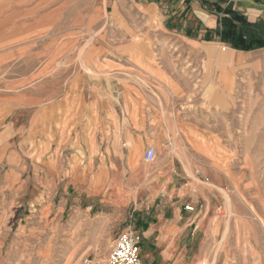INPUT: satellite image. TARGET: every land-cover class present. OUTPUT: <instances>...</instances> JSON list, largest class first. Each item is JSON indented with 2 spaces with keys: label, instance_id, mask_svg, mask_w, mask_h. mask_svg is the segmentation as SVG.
<instances>
[{
  "label": "rangeland",
  "instance_id": "rangeland-1",
  "mask_svg": "<svg viewBox=\"0 0 264 264\" xmlns=\"http://www.w3.org/2000/svg\"><path fill=\"white\" fill-rule=\"evenodd\" d=\"M117 1L0 0V98L9 90L29 104L30 94L46 96V90L60 99L75 81L107 82L101 77L97 51L112 52L113 47L119 81L148 82V76L135 67L158 68L157 58L142 57L153 56L156 45L146 39L126 40V20L135 21L121 7L118 14L114 12ZM216 1L224 6L226 0ZM113 14L119 26H111ZM113 35L120 38L118 47L107 42V36ZM210 46L202 50H212ZM231 48L226 50V64L231 59L235 75L226 76V94L218 89L222 80L206 59L199 60L197 74L184 70L181 79L183 85L192 81L199 88L194 97L213 96L221 105L215 106L213 119L211 110L203 114L206 107H200L198 119H208L207 131L201 129V122L191 137L181 142L191 161L199 153L220 168L178 172L184 181L190 176L213 188L211 207L223 218L213 236L208 235L207 241L202 238L189 249L188 255H198L195 264H264V47L249 50L236 60L235 48ZM170 62L167 60V65ZM190 62L183 60L184 69ZM223 102L226 112L220 111ZM71 108L52 107L49 118L40 119L41 131L36 127L32 131L38 120L31 121L32 108L20 111L14 127L0 124V264H109L111 247L121 231L131 227L140 232L146 227L143 221H152L165 209L164 195L158 188L152 192L148 185L142 187L143 175L126 170L122 154L105 153L109 150L105 147L104 154L93 153L98 149L87 146L95 145L93 138L80 140L86 144L84 148L69 145L73 142L67 138ZM179 109L183 114V108ZM92 125L87 124V130ZM46 131L53 144L39 145ZM155 159L149 162L144 158L152 185L159 173ZM89 180H114L113 189L117 182L126 183L137 197L125 202L119 196L124 203L87 197L84 190ZM189 198L178 201L185 206Z\"/></svg>",
  "mask_w": 264,
  "mask_h": 264
},
{
  "label": "crops",
  "instance_id": "crops-1",
  "mask_svg": "<svg viewBox=\"0 0 264 264\" xmlns=\"http://www.w3.org/2000/svg\"><path fill=\"white\" fill-rule=\"evenodd\" d=\"M125 1L122 4H119V0L114 2L113 10L118 14L121 7L122 10L127 11V17L135 21L133 24L126 20L124 34L126 40L131 42L132 39H146L149 44L156 45L157 52L154 51L153 56L143 54L142 57L157 58L160 61L158 68L151 67L148 71L142 67H135L141 74L148 76V82H120L119 65L115 59L116 49L111 48L112 52L98 50L97 56L100 58L102 68L101 77L107 79V82L88 84L75 81V84H71L72 86L69 83L68 94L60 99H55L49 90H46V96L30 94L29 104L22 103L20 96L8 93L9 90L6 89V94L0 98L3 100L0 124H4L6 128L14 127L15 122L20 120L17 117L22 115L20 111L24 108H32L31 121L38 118L37 126H34L32 131L35 127L37 131H41L42 128L38 127L40 119L45 115L48 116L52 107L55 105L72 107L69 109L72 125L67 138L72 139L73 142L70 141L69 145L84 148L86 144L82 145L80 140L93 138L95 145L92 146L90 143L87 145L90 149H98L93 153L104 154L105 147L109 149L105 150V153L122 154L126 170L132 174L141 172L140 174L143 175L142 187L148 185V189L152 192L158 188V193L164 195L162 205L165 209L160 210L152 221L142 220L146 225L140 231L141 249H144L141 257L144 263L195 264L198 262V255H188L189 249H192V245L199 244L202 238L207 241L208 235L213 236L215 226L219 225L218 229H220L219 220L223 218L211 207L213 188L193 178L189 179L190 176L184 181L183 176L178 172L217 171L220 168L199 153H195L198 158L191 161L187 158V153L181 149V142L183 138H190L195 128L200 127L201 122V129L204 132L207 131L208 119L203 121L198 119L200 107H206V110H201L203 114H209L208 111L211 110L213 119L215 106L221 107V105L217 104L213 96L203 100H200L198 96L194 97L193 94L199 88L192 81L183 85L181 79L184 70L191 75L197 74L200 68L199 60L206 59L207 63L212 65V71L217 70L222 80L218 89L226 94V76H232L235 73L231 67V59L226 64L227 58L229 59V52L226 50L231 48L230 44L219 41L217 38L220 27L215 7L216 4L220 5V2L211 0V6L208 7L207 5L210 4L208 0ZM223 7H232L243 13L251 23L264 24V0H226ZM114 16L115 14L112 15L111 26L116 27L119 26V21H116ZM106 39L107 42L116 46L120 42L117 35L107 36ZM207 44H211L212 50H202ZM221 46H223L222 50H220ZM233 50L235 51L234 60L248 52ZM184 59L191 60L190 66L185 69ZM167 60H171L169 66ZM213 88L215 89V86ZM180 107L183 108V114H179ZM41 108H44V113L40 116ZM91 108H96V111H91ZM224 108H226V102H223L220 111L226 112ZM90 123L94 125L87 130L86 125ZM20 129H22L21 126ZM180 129H184L185 133ZM42 142H48V145L53 144L47 131L39 145ZM152 144L157 148L155 167L159 172L153 185L149 183V174L144 169L146 164L144 154ZM78 168L83 169L80 165ZM78 168L71 169L76 171ZM74 179L78 180L73 177ZM113 181L97 183L89 180L84 193L87 197H98L101 201L107 197L118 203H124L118 199L119 196L125 202L137 197L136 192L126 183L117 182L113 189ZM137 190H139L138 187ZM187 195L190 197L188 204L194 207L193 210L184 209L182 201H178ZM175 199H177L176 202H174ZM202 200L203 203H201ZM198 204H201V210ZM222 223L225 227V222Z\"/></svg>",
  "mask_w": 264,
  "mask_h": 264
},
{
  "label": "trees",
  "instance_id": "trees-1",
  "mask_svg": "<svg viewBox=\"0 0 264 264\" xmlns=\"http://www.w3.org/2000/svg\"><path fill=\"white\" fill-rule=\"evenodd\" d=\"M215 11L220 27L217 32L219 41L244 51L264 47V24L251 23L243 13L221 4H216Z\"/></svg>",
  "mask_w": 264,
  "mask_h": 264
},
{
  "label": "built area",
  "instance_id": "built-area-1",
  "mask_svg": "<svg viewBox=\"0 0 264 264\" xmlns=\"http://www.w3.org/2000/svg\"><path fill=\"white\" fill-rule=\"evenodd\" d=\"M157 154V148L150 145L144 158L146 161H154ZM186 210H193L192 205L186 204ZM142 234L131 227L121 231L114 240L111 251L108 256L109 264H144L141 258ZM200 264V263H199ZM204 264V263H202Z\"/></svg>",
  "mask_w": 264,
  "mask_h": 264
}]
</instances>
